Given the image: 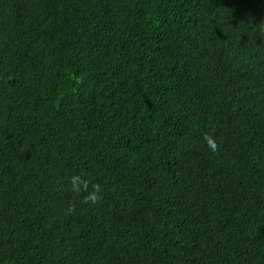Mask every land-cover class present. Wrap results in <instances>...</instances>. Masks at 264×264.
I'll list each match as a JSON object with an SVG mask.
<instances>
[{
    "label": "trees",
    "instance_id": "1",
    "mask_svg": "<svg viewBox=\"0 0 264 264\" xmlns=\"http://www.w3.org/2000/svg\"><path fill=\"white\" fill-rule=\"evenodd\" d=\"M261 19L264 0H0V264H264Z\"/></svg>",
    "mask_w": 264,
    "mask_h": 264
},
{
    "label": "clouds",
    "instance_id": "2",
    "mask_svg": "<svg viewBox=\"0 0 264 264\" xmlns=\"http://www.w3.org/2000/svg\"><path fill=\"white\" fill-rule=\"evenodd\" d=\"M252 31L254 35L264 40V19L257 23H252ZM209 152L216 154L220 151V146L213 135L205 134L202 137ZM69 191L74 197L80 198V203L84 205L96 206L102 201V186L99 183H93L91 179L83 174L73 175L69 178ZM76 212V204L72 203L64 209L65 215H73Z\"/></svg>",
    "mask_w": 264,
    "mask_h": 264
}]
</instances>
